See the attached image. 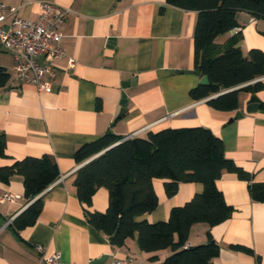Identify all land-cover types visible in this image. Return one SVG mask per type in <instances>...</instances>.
Returning a JSON list of instances; mask_svg holds the SVG:
<instances>
[{"label": "crops", "instance_id": "crops-1", "mask_svg": "<svg viewBox=\"0 0 264 264\" xmlns=\"http://www.w3.org/2000/svg\"><path fill=\"white\" fill-rule=\"evenodd\" d=\"M40 1L71 10L60 27L65 56L53 63L50 89L40 91L15 80L13 56L0 45V67L8 74L0 87V132L6 155L0 158V167L26 157L47 156L56 163L59 175L38 195L42 209L36 222L18 231L12 221L30 204L24 199L23 177L14 175L6 184L0 182V199L4 193L19 197L14 202L0 200L4 221L0 224V264H44L41 258L55 252L60 253L61 264H90L103 256L101 264L115 260L153 264L151 256L161 262L171 253L170 249L142 252L136 233L124 245L113 246L108 236L86 221V210L105 212L108 191L98 188L87 207L78 200L73 181L81 164L74 161V153L107 133L129 139L167 128L210 129L222 140L224 156L250 173L254 182L264 183V79L259 81L263 84L259 92H239L234 112L211 108L208 99L217 95L196 101L189 96L201 78L193 72L197 12L165 0H3L7 7L17 9L16 16L28 20L37 19ZM236 20L238 27L214 42L222 45L239 34L235 46L243 55L251 49L264 53V19L240 11ZM68 58L75 61L72 68ZM176 70L181 73L163 74ZM252 95L260 107L247 113ZM123 96L125 112L118 117ZM237 113L241 116L236 117ZM163 182H152L156 209L136 220L167 221L172 208L183 206L202 191L200 183H179L168 197ZM216 187L232 214L213 227L192 225L184 247L211 239L220 252L209 264H264V203L253 201L248 183L235 174H222ZM236 245L249 252L234 250ZM38 247L43 249L41 254Z\"/></svg>", "mask_w": 264, "mask_h": 264}, {"label": "trees", "instance_id": "trees-1", "mask_svg": "<svg viewBox=\"0 0 264 264\" xmlns=\"http://www.w3.org/2000/svg\"><path fill=\"white\" fill-rule=\"evenodd\" d=\"M165 1L168 5L197 12L193 28L194 66L201 76L208 78V83L191 88L188 92L192 99L196 101L217 95L208 100L209 106L218 111L234 112L238 108L239 92L254 94L262 90L261 82L248 83L264 75V53L251 49L243 55L235 46L239 34L222 45L214 40L238 27L236 14L240 11L264 19V0ZM7 80V72L0 67V87ZM237 87L240 88L235 89ZM225 90L229 91L221 93ZM3 136L0 132V158L6 156ZM122 139L107 133L94 142L80 146L73 158L81 164L117 143L75 171L73 181L76 197L86 207L91 204L98 188L108 191L105 212L86 210L85 217L94 229L112 237L113 246L124 245L126 239L136 233L142 252L171 250L161 262L151 256L153 264H209L220 252L216 242L209 239L194 247L185 248L184 245L192 225L206 223L213 227L232 214V207L224 202L222 193L216 187V181L222 174L232 173L246 181L251 199L264 203V183L254 182L250 173L227 159L222 140L210 129L167 128L148 132L145 137ZM14 175L23 177L24 199L30 203L12 221L13 229L18 231L36 222L42 209V198L38 195L57 179L59 171L56 163L47 156L26 157L0 167L1 183L6 184ZM154 179L164 181L168 197L175 194L179 183H200L202 191L183 206L172 208L167 221H138V217L154 211L158 205L152 185ZM233 249L249 252L238 245Z\"/></svg>", "mask_w": 264, "mask_h": 264}, {"label": "built area", "instance_id": "built-area-1", "mask_svg": "<svg viewBox=\"0 0 264 264\" xmlns=\"http://www.w3.org/2000/svg\"><path fill=\"white\" fill-rule=\"evenodd\" d=\"M16 10L7 7L3 0H0V45L13 56V74L18 83H29L40 91H48L55 76L53 63L65 56L60 45L62 40L60 27L71 14V10L40 1L36 20L18 17ZM74 65V59L68 58L69 68ZM263 79L264 75L248 84ZM18 198L17 195L4 193L0 200L14 202ZM41 248H36L40 254L43 252ZM41 261L44 264H61V256L55 252L48 257H42ZM125 263L123 260H115L111 264Z\"/></svg>", "mask_w": 264, "mask_h": 264}, {"label": "water", "instance_id": "water-1", "mask_svg": "<svg viewBox=\"0 0 264 264\" xmlns=\"http://www.w3.org/2000/svg\"><path fill=\"white\" fill-rule=\"evenodd\" d=\"M5 51L8 52L7 50H5ZM187 72H190V71H187ZM193 72L196 75H200L199 69H196ZM175 73L178 74V73H181V71H178V70H176V71H163V74H165V75H170V74H175ZM199 79H200V82H199L200 85H206L208 83V78L206 76H201V78H199ZM239 88L240 87H237L235 89H239ZM235 89H233V90H235ZM228 91L229 90H225V91H222L221 93H225V92H228ZM248 102H249V104H248V106L246 108L247 113H254L257 110H259L260 102H259V100L257 99V97L255 95H252L251 98H250V101H248ZM124 106H125V97L123 96L122 109L120 110V113H119L118 117H121L122 114H124V112H125V107ZM235 115H236V117H240L241 116V113H237ZM122 140H125V139H122ZM115 144H117V143H115ZM115 144H112L111 146L109 145V147L111 148ZM109 147L106 148V149H104V150H102L101 152L95 154L94 156H92L90 158H87V160H85L84 162H82L80 166H83V165L87 164L88 162H90L91 160L95 159L100 154H102L103 152H105L106 150H108ZM3 223H4V221L2 219H0V224H3ZM109 240H112V237H110ZM105 258L106 257H104V256L103 257H100L99 259H96V260L90 262V264H101L105 260Z\"/></svg>", "mask_w": 264, "mask_h": 264}]
</instances>
